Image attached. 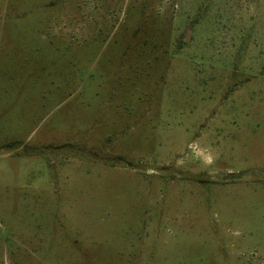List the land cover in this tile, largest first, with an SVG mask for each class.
<instances>
[{
    "label": "rangeland",
    "instance_id": "374dc122",
    "mask_svg": "<svg viewBox=\"0 0 264 264\" xmlns=\"http://www.w3.org/2000/svg\"><path fill=\"white\" fill-rule=\"evenodd\" d=\"M0 264H264V0H0Z\"/></svg>",
    "mask_w": 264,
    "mask_h": 264
},
{
    "label": "water",
    "instance_id": "95a60500",
    "mask_svg": "<svg viewBox=\"0 0 264 264\" xmlns=\"http://www.w3.org/2000/svg\"><path fill=\"white\" fill-rule=\"evenodd\" d=\"M231 177H232V175L229 176V178H231Z\"/></svg>",
    "mask_w": 264,
    "mask_h": 264
}]
</instances>
